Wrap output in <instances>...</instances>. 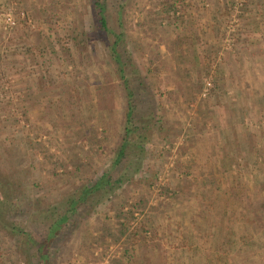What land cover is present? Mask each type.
Wrapping results in <instances>:
<instances>
[{
	"label": "rangeland",
	"instance_id": "rangeland-1",
	"mask_svg": "<svg viewBox=\"0 0 264 264\" xmlns=\"http://www.w3.org/2000/svg\"><path fill=\"white\" fill-rule=\"evenodd\" d=\"M181 1L105 0L109 28L122 32V78L113 37L99 30L91 0H0V264H41L12 225L40 238L33 222L107 172L125 179L88 197L47 264H264V176L241 173V156L232 171L221 166L231 150L224 154L218 140L215 62L208 71L197 63L187 69L184 48L169 43ZM235 1L222 19L223 38ZM175 64L193 76H172ZM205 79L213 88L202 97ZM124 80L135 94L137 129L110 170L126 133ZM235 142L241 151L251 143Z\"/></svg>",
	"mask_w": 264,
	"mask_h": 264
},
{
	"label": "crops",
	"instance_id": "crops-1",
	"mask_svg": "<svg viewBox=\"0 0 264 264\" xmlns=\"http://www.w3.org/2000/svg\"><path fill=\"white\" fill-rule=\"evenodd\" d=\"M181 2V14L174 23V39L169 43L184 48L183 52L187 55L184 59L187 57L190 61L186 65L187 69L194 68L197 63L198 69L208 71L210 63L215 62L213 71L217 77V88L213 96V107L221 130L218 140L222 149L226 148L227 152L224 151V154L231 150L228 160L221 166L232 171L231 164L241 156L244 159L240 165L241 173L253 174V177L259 174L264 176V0H249L240 17L236 41L229 50L222 46L225 31L222 19L229 0ZM172 21L167 20L168 24ZM178 60L176 55L172 57V61ZM179 66L181 65H173L172 76H193V72L186 74ZM227 133L229 136L225 139L230 141V145L226 146L223 135ZM257 139L259 148L257 145L255 147ZM240 140L251 142L245 146V151H241L242 148L235 142ZM257 156H262L263 162L255 163ZM236 166L235 172L239 171V164ZM251 181L254 183V178ZM231 185L236 188L237 181L231 179L229 187ZM205 187L209 188V185ZM250 187L253 188V184ZM212 200L213 206L216 205L215 200Z\"/></svg>",
	"mask_w": 264,
	"mask_h": 264
},
{
	"label": "trees",
	"instance_id": "trees-1",
	"mask_svg": "<svg viewBox=\"0 0 264 264\" xmlns=\"http://www.w3.org/2000/svg\"><path fill=\"white\" fill-rule=\"evenodd\" d=\"M93 6V12L97 19L99 30L106 31L111 34L113 41L110 44L111 50L113 52V58L117 66H119L120 77L124 78V66L125 63L122 60L121 52L119 50V44L122 41V32H114L113 29L109 28L106 16V2L105 0H91ZM124 88L126 90V96L128 97V105L126 111V133L123 138L120 140V143L116 147L114 158L110 170L119 165L127 156L128 148L131 146L130 134H134L137 129V125L133 123V116L135 111V94L134 91L128 86L126 80H124ZM143 133L138 136H142ZM144 136V135H143ZM142 142L138 145L139 153H143V139L145 137H140ZM139 154L138 157H140ZM124 175H120L116 179H112V176H109V173H103L101 176L95 180L89 186H85L82 190L79 191L77 195L69 196L62 200V206H56L52 212L44 219L40 220L41 222L35 224V227L42 235L40 238H34L31 232L25 229H22L20 226H14L10 228L9 231L14 233L25 232L31 243L35 246V251L38 254V258L41 264H47L51 256L52 248L63 244L65 240L69 237L73 227H75L76 222L78 221V210L83 206L88 197L94 194H100L101 197L113 192L116 184L123 181ZM1 195V193H0ZM13 190L10 189L5 193V198L12 197ZM27 206V210H30ZM120 232L122 235L125 231V223H120ZM42 230V231H41Z\"/></svg>",
	"mask_w": 264,
	"mask_h": 264
},
{
	"label": "built area",
	"instance_id": "built-area-1",
	"mask_svg": "<svg viewBox=\"0 0 264 264\" xmlns=\"http://www.w3.org/2000/svg\"><path fill=\"white\" fill-rule=\"evenodd\" d=\"M243 2H244V0H236L235 1L234 8H233V16L235 19L230 21V23L227 25V27H226L227 28V35L223 38L224 44H226L225 45L226 48L230 47L231 45L234 44L235 37L237 35V30H238L237 29V27H238V19L237 18H238V14L243 9L242 8ZM5 20L10 26H13L15 24V18L8 13L5 16ZM212 88H213V85H212L211 80L205 79L203 86L201 88V96L204 97V96L208 95ZM91 264H95V263H91ZM98 264H108V261L105 260V261L98 263Z\"/></svg>",
	"mask_w": 264,
	"mask_h": 264
}]
</instances>
